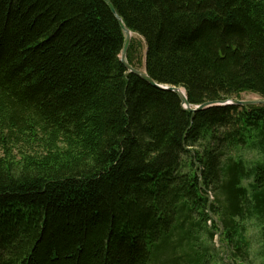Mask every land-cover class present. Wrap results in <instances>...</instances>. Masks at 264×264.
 I'll list each match as a JSON object with an SVG mask.
<instances>
[{"label":"trees","instance_id":"16d2710c","mask_svg":"<svg viewBox=\"0 0 264 264\" xmlns=\"http://www.w3.org/2000/svg\"><path fill=\"white\" fill-rule=\"evenodd\" d=\"M108 1L190 105L264 99V0ZM124 37L105 0H0V264L187 263L203 229L244 262L236 218L264 258V104L189 111Z\"/></svg>","mask_w":264,"mask_h":264},{"label":"rangeland","instance_id":"374dc122","mask_svg":"<svg viewBox=\"0 0 264 264\" xmlns=\"http://www.w3.org/2000/svg\"><path fill=\"white\" fill-rule=\"evenodd\" d=\"M132 36L137 41H139L140 44L143 45V40L138 35L132 34ZM140 48H141V55L143 56L144 48L143 46H141ZM142 62H143V58H142ZM138 68L143 69L144 68L143 63L140 64ZM239 98L245 99V100L262 99L256 94L250 93V92H242ZM245 155L248 159H254L257 157L256 156L257 153L255 152H246ZM243 183L246 184L245 182ZM210 191L215 197V195L217 194L216 189L212 188ZM236 220L244 228L243 233L248 242L249 253H248V256L245 258L244 262H239L238 258H236L233 264H264V258L260 254V252L263 251V240L261 238V228L259 227L260 225H258L255 219L239 220L238 218H236ZM207 225H208L207 227H210L212 223L208 221ZM218 232H219V229H218ZM218 232L214 233L212 239H210L207 236V233L204 229L200 230L197 235L200 237V241L204 244L202 246H209V251L208 252L199 251L198 253H192L190 256L187 257L188 259L187 263L181 262L180 264H220V263L232 264L230 262L231 260L228 257L229 254H227L228 250L226 248V245L224 243L221 244L222 239L219 240ZM165 235H167L166 232H165ZM174 247L177 250L182 249L181 245H178V244H176ZM161 251H162V247H158V248L152 247L151 261L149 262V264H157V261L155 260H157V257ZM198 258H201L199 259L200 261H198ZM221 258H226L225 259L226 262H222ZM160 259L164 261H168L169 256L162 255Z\"/></svg>","mask_w":264,"mask_h":264},{"label":"water","instance_id":"95a60500","mask_svg":"<svg viewBox=\"0 0 264 264\" xmlns=\"http://www.w3.org/2000/svg\"><path fill=\"white\" fill-rule=\"evenodd\" d=\"M106 3L109 5V7L111 8L112 12H114L118 23L122 29V31L124 32V43H123V47L120 53V60L122 61L124 67L126 68L127 71L132 72L134 74H136L137 76H139L140 78H142L143 80H145L148 84H150L151 86H154L156 88L162 89V90H168V91H172L174 93H176L182 104L184 105V108L189 110V111H197L209 106H222V105H250V104H264V99H258V100H244V99H227V100H214V101H206L204 103L198 104V105H190L187 101L186 95H185V90L181 87L178 86H174V85H167V84H159L156 83L154 80H152L148 74L146 73L145 68L140 69V68H136L131 66L127 61H126V52H127V48L130 42V39L132 37V32L127 29L121 18L115 13L112 5L109 3L108 0H105Z\"/></svg>","mask_w":264,"mask_h":264},{"label":"bare ground","instance_id":"6f19581e","mask_svg":"<svg viewBox=\"0 0 264 264\" xmlns=\"http://www.w3.org/2000/svg\"><path fill=\"white\" fill-rule=\"evenodd\" d=\"M143 70V69H142ZM210 198V197H209ZM208 201V200H207ZM211 211V210H210Z\"/></svg>","mask_w":264,"mask_h":264}]
</instances>
